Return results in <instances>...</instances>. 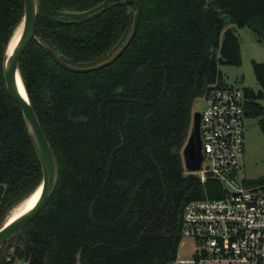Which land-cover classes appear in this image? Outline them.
I'll return each instance as SVG.
<instances>
[{
  "label": "trees",
  "instance_id": "obj_1",
  "mask_svg": "<svg viewBox=\"0 0 264 264\" xmlns=\"http://www.w3.org/2000/svg\"><path fill=\"white\" fill-rule=\"evenodd\" d=\"M137 1L139 19L123 51L99 69L74 72L45 46L73 66L103 62L128 38L134 5L37 0L35 36L17 68L57 182L45 206L7 240L21 234L22 247H0V264H75L78 252L80 264H167L177 254L184 204L221 195L218 181L183 176L172 148L185 141L194 100L223 86L218 65L240 62L227 24L248 27L264 44V0ZM22 7L23 0H0V225L42 175L2 73ZM252 68L260 88L242 89L244 114L258 117L264 134V62ZM262 182L264 176L244 185ZM95 243L103 245L90 249Z\"/></svg>",
  "mask_w": 264,
  "mask_h": 264
},
{
  "label": "built area",
  "instance_id": "obj_2",
  "mask_svg": "<svg viewBox=\"0 0 264 264\" xmlns=\"http://www.w3.org/2000/svg\"><path fill=\"white\" fill-rule=\"evenodd\" d=\"M202 96V159L194 171L201 183L218 181L222 193L184 204L180 242L188 238L190 246L172 264H264V182L246 186L232 176L243 154V91L211 85Z\"/></svg>",
  "mask_w": 264,
  "mask_h": 264
},
{
  "label": "water",
  "instance_id": "obj_3",
  "mask_svg": "<svg viewBox=\"0 0 264 264\" xmlns=\"http://www.w3.org/2000/svg\"><path fill=\"white\" fill-rule=\"evenodd\" d=\"M125 1L132 3L135 7L131 32L128 38L126 39V41L122 44V46L107 60L91 66H73L66 63L64 60L60 59L50 47L45 46V50L48 52V54L55 63H57L58 65L62 66L65 69L74 72L93 71L111 63L129 43L130 39L132 38L135 32L137 22L139 19V14L141 9L138 1L137 0H125ZM36 17H37V0H23L22 15L19 22V24H21V34L17 43L12 48V50L9 53L5 51V57L2 63V73H3L4 85L7 92L9 93L11 98L17 103V105L19 106L22 112L29 137L34 146V150L36 152L37 158L40 163L41 174H42L40 181L41 192L37 202L31 208L23 212L21 215L16 217L11 222L0 225V247L6 243V241L12 236V234L16 230H18L21 226H23L26 222H28L40 209H42L45 206L57 182L56 164L52 151L48 144V141L40 127L36 114L25 92V89L23 95L20 93L16 85V76L21 81L17 68L18 60L23 50L25 49L26 45L28 44V42L35 36ZM203 81H204V86H203L204 89L205 88L204 78ZM199 114H200V110L192 113L191 125L189 128L188 136L181 149V152L179 153V151L175 147L172 148L173 154L180 155V157H182L184 167L185 169H187V171L188 170L193 171L199 169L200 162L202 159L201 140L199 135ZM182 175L186 176L188 175V172H184ZM99 245H103V244L95 243L92 246H90V249ZM21 263H24L23 258L17 260V264H21ZM75 264H80L79 252L76 254Z\"/></svg>",
  "mask_w": 264,
  "mask_h": 264
},
{
  "label": "rangeland",
  "instance_id": "obj_4",
  "mask_svg": "<svg viewBox=\"0 0 264 264\" xmlns=\"http://www.w3.org/2000/svg\"><path fill=\"white\" fill-rule=\"evenodd\" d=\"M227 27H230L238 38L240 62L237 65H218L219 84L223 85V87H233L241 90L243 88H252L253 90H257L260 87L254 76L252 62H264V44L257 41L251 30L246 26L237 27L236 25L229 23L227 24ZM213 84H215V82ZM259 103L264 106V98L260 99ZM202 105L203 96H198L192 104V113L201 110ZM242 121L243 154L240 159V168L237 172L232 174V176L236 179H239L244 185L247 181L264 176V134L258 127V117H249L244 114ZM190 125L191 121L189 128ZM189 128L187 130L186 137L188 136ZM182 168L183 173L188 172V174H192L193 176L197 175V171H187L185 167ZM203 188L204 190H207L212 187L203 185ZM11 209L8 211L6 217L9 215ZM20 235L21 234H17L6 242L8 249L12 247L14 248L17 245L22 247L20 241L22 236ZM189 246V239L183 238L178 244L177 251L182 254L188 253ZM167 264H172V262Z\"/></svg>",
  "mask_w": 264,
  "mask_h": 264
},
{
  "label": "bare ground",
  "instance_id": "obj_5",
  "mask_svg": "<svg viewBox=\"0 0 264 264\" xmlns=\"http://www.w3.org/2000/svg\"><path fill=\"white\" fill-rule=\"evenodd\" d=\"M21 34V24H18V26L15 28L14 32L12 33V36L10 37L7 47H6V52L9 53L14 45L17 43L19 37ZM16 85L18 87V90L20 91L21 94L24 95V88L22 86L21 81L19 78L16 76ZM41 192V185L39 184L33 191H31L24 199H22L19 203H17L10 211L9 215L5 218L3 221V224H7L14 220L16 217L21 215L23 212L29 209L28 204L30 201H32L33 197H36V202L40 196ZM35 202V203H36Z\"/></svg>",
  "mask_w": 264,
  "mask_h": 264
},
{
  "label": "snow or ice",
  "instance_id": "obj_6",
  "mask_svg": "<svg viewBox=\"0 0 264 264\" xmlns=\"http://www.w3.org/2000/svg\"><path fill=\"white\" fill-rule=\"evenodd\" d=\"M36 202V197H33L32 201L29 202L28 207L31 208Z\"/></svg>",
  "mask_w": 264,
  "mask_h": 264
},
{
  "label": "flooded vegetation",
  "instance_id": "obj_7",
  "mask_svg": "<svg viewBox=\"0 0 264 264\" xmlns=\"http://www.w3.org/2000/svg\"><path fill=\"white\" fill-rule=\"evenodd\" d=\"M186 139H187V137H186ZM182 147H183V146H182ZM182 147L178 150L179 153L181 152ZM179 157H180V155H179ZM180 159H181V161H182V165L184 166V164H183V160H182V157H180Z\"/></svg>",
  "mask_w": 264,
  "mask_h": 264
}]
</instances>
